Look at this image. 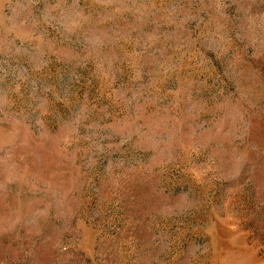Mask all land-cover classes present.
Segmentation results:
<instances>
[{
  "label": "rangeland",
  "instance_id": "374dc122",
  "mask_svg": "<svg viewBox=\"0 0 264 264\" xmlns=\"http://www.w3.org/2000/svg\"><path fill=\"white\" fill-rule=\"evenodd\" d=\"M0 264H264V0H0Z\"/></svg>",
  "mask_w": 264,
  "mask_h": 264
}]
</instances>
